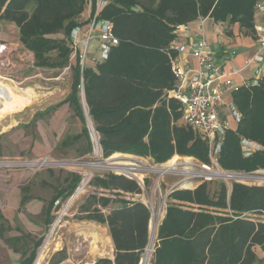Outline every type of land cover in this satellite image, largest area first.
<instances>
[{
  "label": "trees",
  "instance_id": "trees-1",
  "mask_svg": "<svg viewBox=\"0 0 264 264\" xmlns=\"http://www.w3.org/2000/svg\"><path fill=\"white\" fill-rule=\"evenodd\" d=\"M257 1L108 0L100 17L112 21L118 44L105 60L82 70L77 57L71 60L69 36L75 25L83 24L78 16L85 0H0V20L16 25L20 43L33 53L34 66L71 70L70 93L52 108L68 102L78 114L83 128L75 139L85 137L83 149L89 157L92 141L81 96L98 136V159L126 153L164 163L173 155H186L210 163L206 140L198 131L177 123L180 105L167 96L175 83L169 43L178 24L206 16L216 22H236L244 34L252 35ZM232 101L242 116L234 130L225 132L216 160L223 170L249 173L263 169L264 75L257 84L233 92ZM242 138L262 148L244 156ZM81 179L80 173L67 171L62 181L50 184L52 196L43 207L46 223H51L52 210L73 195ZM90 185L95 192L80 204L77 218L106 223L114 250L113 258L100 257L92 264H137L149 241L150 210L140 199L117 196L119 191L141 193L139 182L108 171L93 175ZM20 190L21 203L32 198L29 184ZM104 190L115 192V197ZM168 196L150 264H264V257L259 259L254 251L257 245L264 252V221L242 215L264 210V185L231 181L228 186L222 179H210L193 188L174 189ZM105 208L109 210L104 212ZM7 228L0 214V234ZM43 239L22 233L14 240L23 254L20 264L34 262Z\"/></svg>",
  "mask_w": 264,
  "mask_h": 264
},
{
  "label": "built area",
  "instance_id": "built-area-1",
  "mask_svg": "<svg viewBox=\"0 0 264 264\" xmlns=\"http://www.w3.org/2000/svg\"><path fill=\"white\" fill-rule=\"evenodd\" d=\"M86 3L91 6L88 21L85 25H75V27L70 31L69 36L70 46L72 47V56L78 58L81 70L86 66L88 61L97 63L105 60L111 47L118 44V38L113 31L112 21L108 18L100 17L101 11L108 3V0H88ZM255 8L257 10L264 11V0L257 1L255 3ZM199 20L200 23L204 22V18H200ZM179 29L184 30L189 39L186 42H178L177 37L175 36L169 43L170 45L168 47V51L172 52L170 56L171 72L174 75L175 83L168 90L167 96L175 99L180 105V115L177 123H181L191 128L193 131H198L206 140V143L209 146L210 163L198 160L193 164L196 167H194L195 170L194 168H189L188 170H181V172L174 167L175 165H166L167 160L164 163H156L147 157H139L143 160H145L144 158H147L148 160L161 165L160 167H149L148 163L138 158L139 155H134L135 158H131L133 162L122 165L112 160L113 154L108 156V158L98 159L100 156V148L98 144V136L94 129H89V134L93 149L91 156L97 157V162H70L65 160L58 162L53 160L46 161L45 159L33 161L37 165H43L41 164L43 162H48L47 164L57 162L60 164H83L88 167H93L89 165L97 163L102 166L101 168L113 169L108 171H112L115 174L125 175L131 179H135L139 182L142 192L131 195L128 192L119 191L120 194H118L117 197H124L130 200L140 199L148 206L150 210L149 232L152 231L153 237L155 235L154 233L156 227L159 224L157 223L159 221L158 218L164 209L162 205L156 207L153 199L147 201L140 197L144 193L145 183L142 179L140 180L137 177V172L140 171L144 173L156 171L158 177H163L166 173L182 174L181 179L167 188L166 194L162 196L164 199L159 200L160 203L163 204L165 203V199L166 202H168V195L170 192L174 191V189L192 188L203 180L222 179L228 184V186H230L231 181L242 182L245 184H254V181L256 180L264 181V172L260 169H256L254 172L249 173L226 169L223 170L219 166L218 160H216V156L221 148L224 134L229 126L226 116L222 113L223 108L229 106L231 115L238 123L242 115L232 101V93L237 91L243 85L249 86L251 84H257L264 75L260 76L261 71H259V65L264 62V38L260 36L257 39L259 53L251 56V58H248L245 61V66L256 65L253 70V76L248 80L235 83L233 82L232 75L236 73L238 68H233L231 70L221 68L217 60L218 53L213 50L202 33H198L193 29H190L189 23L178 24L175 27V32ZM93 39L98 40V47L95 51L91 52L90 42ZM187 57L193 58V62H189L186 59ZM82 86L83 84L81 80L79 87L81 95H83ZM226 93L231 95V99L229 100L230 102L224 100V95ZM240 145L244 156H249L254 151L262 148V146L257 142L250 141L245 138L241 139ZM93 175L95 174L88 173L85 176L83 175V177L81 174L82 179L75 188L71 197L78 195L81 190L88 186ZM194 182L196 183L192 186L187 185H191ZM104 191L107 196L110 195L115 197V192L109 193L107 190ZM242 215H247L253 220L258 219L264 221V210L244 212ZM58 219L59 216L53 221L51 230L57 224ZM152 241L153 239L148 241L146 247L144 248L145 251L137 264H150V258L154 252V241L153 243Z\"/></svg>",
  "mask_w": 264,
  "mask_h": 264
},
{
  "label": "rangeland",
  "instance_id": "rangeland-1",
  "mask_svg": "<svg viewBox=\"0 0 264 264\" xmlns=\"http://www.w3.org/2000/svg\"><path fill=\"white\" fill-rule=\"evenodd\" d=\"M8 31L9 30H7L6 34H0V90L8 93L9 97H11L14 101V105L13 108L9 109V101H7V98H4V100L2 99V101L0 98V101L2 102L0 105V110H3L2 114H0V118L1 116H6V120L8 119L9 121L12 119H16L17 121H26L28 119H32L35 111L47 108L49 104L61 100L62 97H64L69 92L72 82L71 70L69 67H64L62 70H59L39 68L34 66L33 53L23 47V45L19 42L18 35L15 33H9ZM92 42L93 40L90 43ZM259 71H261L260 76H262L264 74V62L261 66H259ZM27 103H29V105L26 106L23 111H20L18 114L15 113L22 109ZM60 109H62V114H59L57 117L58 119H56V123H61L62 121L63 126L61 127L63 128H59L56 132L54 130L56 123L52 125L45 119L39 120L37 122L34 121V123L31 122V124L25 125V127H22V122H19L18 126L10 129L3 138V143L6 141V151L3 154L7 155L0 157V169L18 172L24 171L29 176H37V179H42L44 176H46V178L52 183H57V179L62 181L67 171H73L77 173L80 172L82 176H85L88 173L101 175L105 172H108V170H113L95 166L88 167L83 164H60L57 162L43 165H32L34 163L33 161L41 159L58 162L64 160L70 162H97V157H89L88 154L86 157H77L80 150H82V146L85 144L84 139L78 140L72 145L69 144L60 146V141L63 139L65 134L72 135V133H75L81 127L79 121H77L76 124H73L72 121L74 119V111L70 107L68 109L67 105L65 104L61 106ZM5 113L8 114L4 115ZM222 113L227 118L229 125L228 128L234 130L237 126V122L231 115L229 106L223 108ZM71 116L72 120L69 121L68 118ZM65 117L67 118L65 119ZM139 157L141 156H138V158ZM178 157L179 159H177V162L172 164L175 165L174 167L178 171L194 168L195 166L193 164L198 161L196 158L194 159L191 156L180 155ZM131 158H135L134 155L116 153L112 160L122 165L133 162ZM139 159L148 163L149 167L161 166L160 164H156L147 158H144L145 160L142 158ZM49 171H51L52 174H49ZM139 173L141 174L143 172H137V177L140 180L142 179L145 183L144 193L140 197L147 201L153 199L154 205H156V207L162 205L164 209L158 218L159 221L157 223H160L161 219L166 213L165 210L167 209V202L165 199V203L163 204L160 203L159 200L164 199L162 196L166 194L167 188L171 184L181 179L182 174L179 175V173H166L163 175V177H158L156 171L144 172L145 174L143 173L141 175ZM254 182L256 184L264 185V181L256 180ZM195 183L196 182L189 186H192ZM94 190L95 189L92 187V185L89 184L83 190H81L79 195L75 197L68 205L66 204L70 198L66 199L63 203H59L57 206L58 209L55 212L49 229L44 232V239L37 250V256L34 264H51L52 259L56 257V254L53 255L49 250L52 239L59 235V230L61 229L65 219H77V216H79L81 213L80 204L90 193H94ZM51 191V186L47 187L35 185V187L31 188L32 194L40 195L46 198L49 196ZM40 204L41 203H37V208L40 206ZM103 210L106 212L109 209L105 208ZM29 215H31V213ZM58 216L59 219L57 224L51 230L53 221ZM42 218V213H37L36 217H34L35 221H42ZM154 234L153 241L156 237V230ZM0 264H16L11 261L10 253L2 243H0Z\"/></svg>",
  "mask_w": 264,
  "mask_h": 264
},
{
  "label": "crops",
  "instance_id": "crops-1",
  "mask_svg": "<svg viewBox=\"0 0 264 264\" xmlns=\"http://www.w3.org/2000/svg\"><path fill=\"white\" fill-rule=\"evenodd\" d=\"M87 1L88 0H85V3ZM90 10L91 6L86 3L84 9L78 16L79 20L83 22V25H85L89 19L88 16ZM200 18L202 17L191 21V23H189V27L195 32L202 33L205 36L207 42L211 45L213 50L218 53L217 60L221 68L225 70L238 68L236 73L232 75L233 82L235 83H240L244 80L250 79L254 74L253 70L256 65L245 66V61L248 58H251V56L259 53L257 39L260 36L264 38V11L257 10L254 6L253 28L255 30L252 35L244 34L236 22L235 24H228L227 22L222 21L216 22L211 17L206 16L204 17V22L200 23ZM7 30H9V33H15L18 35L19 39L18 28L14 23L3 19L0 20V34H6ZM176 37L178 42H186L189 39L186 32L181 29L177 30ZM97 45L98 40L93 39V42L90 43V51H95L98 47ZM74 59H76V57L72 56L71 60L74 61ZM186 59L191 63L193 62V58L187 57ZM93 64L94 63L92 61H88L86 66ZM262 64L263 62L259 66ZM69 93L70 89L61 100L49 104L45 109L35 111L32 119H28L26 121H17L16 119H12L9 121L8 119L6 120V116H1L0 157L7 155L3 154L6 151V141L4 144L3 138L10 129L18 126L19 122H22V127H25V125L31 124V122L34 123V121L37 122L45 119L46 121H49L50 124L54 125L59 114H62V109H60L61 106L66 104L68 109L70 107L73 110L68 102H63L57 107L52 108L57 103L61 102ZM230 99L231 95L226 93L224 95V100L230 102ZM28 105L29 103L15 113L18 114L20 111H23ZM37 113L43 114L35 118ZM7 114L8 113H5L4 115ZM73 115V124H76L77 121H79L81 127L78 131L72 133V135L65 134L63 139L60 141V146L69 144L72 145L78 140L84 139L85 144L83 146L81 145L82 150H80L77 157H86L88 153L83 149L86 145L85 137L81 136L78 139H75V136L82 133L83 121L79 118L75 111L73 112ZM66 118L67 117H65V119ZM68 120H72V116L68 118ZM58 123L54 126L55 132L58 131L59 128H63L61 127L63 126V122L61 121V123ZM85 124L87 127L86 120ZM260 170L264 172V168ZM24 184L30 185V194H32L31 188L35 187V185L48 187L53 183L49 181L46 176L42 179H37V176H29L24 171L18 172L0 169V214L6 221V225H8V228L0 234V243L7 248L10 253L11 261L16 264H20L23 254L21 249L16 247L18 246L20 248V245H18L14 240L21 237L22 233L29 234L31 238L37 240V238L44 235V232L47 231L51 225V223H46L45 221L43 207L47 204V201L50 200L52 191L47 198L32 194L31 199L25 203H21L22 194L20 189ZM37 203H41L38 208ZM54 207H56V203H54ZM56 210H52L51 213L53 216L55 215ZM27 212L29 214L31 213V215ZM37 213L43 214L42 221H35L34 217H36ZM9 238H11V241L13 242H8ZM32 245L31 241L29 247H32ZM39 246L37 247V250ZM49 250L53 255L56 254V257L52 259L51 264H92L100 257L113 258L114 256L112 236L109 234L107 224L86 218L65 219L61 229L59 230V235L52 239ZM254 251L259 259L264 257V252L260 246L256 245ZM60 252H63V256L59 258ZM255 264L261 263L256 262Z\"/></svg>",
  "mask_w": 264,
  "mask_h": 264
},
{
  "label": "bare ground",
  "instance_id": "bare-ground-1",
  "mask_svg": "<svg viewBox=\"0 0 264 264\" xmlns=\"http://www.w3.org/2000/svg\"><path fill=\"white\" fill-rule=\"evenodd\" d=\"M33 96V95H32ZM0 98H1V101H2V99L4 100V98H7V101H9L8 102V106L10 107L9 109H11V108H13V105H14V101H13V99L11 98V97H9V95H8V93H5V92H3V91H1L0 90ZM0 101V105H1V102ZM2 107H3V104H2ZM3 109H4V107H3ZM2 112H3V110H0V114H2ZM177 159H179V157L177 156V155H173L171 158H169L168 160H167V164H169V165H172V164H174V163H176L177 162ZM192 161V160H191ZM48 162H43V163H41V164H47ZM33 166L35 165V163H33L32 164ZM37 165V164H36ZM97 165H99V164H97V163H93V164H90L89 166H95V167H102L101 165L100 166H97ZM187 185H190V184H187ZM79 195V194H78ZM75 197H77V195H75L74 197H71L68 201H67V204L66 205H68ZM67 207V206H66Z\"/></svg>",
  "mask_w": 264,
  "mask_h": 264
},
{
  "label": "water",
  "instance_id": "water-1",
  "mask_svg": "<svg viewBox=\"0 0 264 264\" xmlns=\"http://www.w3.org/2000/svg\"><path fill=\"white\" fill-rule=\"evenodd\" d=\"M81 99H82V105H83V109H84L85 120L87 122V127H88V129L92 130L93 129V125H92L91 119H89V117H88L87 108H86V105L84 104L83 96L81 97ZM149 234H150L149 241H151V239H153L152 231L149 232ZM34 262L32 264H34Z\"/></svg>",
  "mask_w": 264,
  "mask_h": 264
}]
</instances>
